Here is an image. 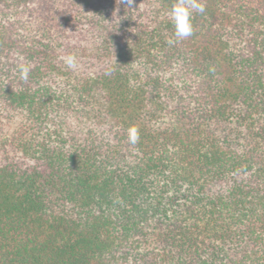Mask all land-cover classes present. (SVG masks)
<instances>
[{"label":"trees","instance_id":"obj_1","mask_svg":"<svg viewBox=\"0 0 264 264\" xmlns=\"http://www.w3.org/2000/svg\"><path fill=\"white\" fill-rule=\"evenodd\" d=\"M173 2L0 0V264H264V0Z\"/></svg>","mask_w":264,"mask_h":264},{"label":"clouds","instance_id":"obj_2","mask_svg":"<svg viewBox=\"0 0 264 264\" xmlns=\"http://www.w3.org/2000/svg\"><path fill=\"white\" fill-rule=\"evenodd\" d=\"M121 4L133 8L134 0H121ZM204 12L205 4L202 0H174L167 13L173 26L172 37L167 40V43L173 45L190 38L194 34L193 14H203ZM61 59L69 69L75 70L78 67L77 56L74 53L63 56ZM30 71V63H20L17 67L19 78L22 81L28 80ZM126 131L128 142L136 145L140 140L139 128L131 125Z\"/></svg>","mask_w":264,"mask_h":264}]
</instances>
